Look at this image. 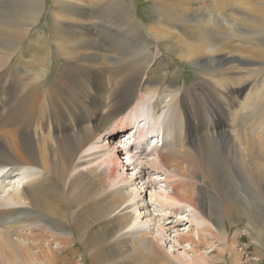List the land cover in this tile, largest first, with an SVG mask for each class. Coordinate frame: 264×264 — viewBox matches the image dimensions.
I'll list each match as a JSON object with an SVG mask.
<instances>
[{
  "label": "bare ground",
  "instance_id": "1",
  "mask_svg": "<svg viewBox=\"0 0 264 264\" xmlns=\"http://www.w3.org/2000/svg\"><path fill=\"white\" fill-rule=\"evenodd\" d=\"M52 1V10L56 12V17H52V22L47 24L51 30L52 38L49 39L52 41V46L49 45L48 39L39 35L41 54L69 58L72 62L70 72L74 83L60 81L59 75L51 84H48L51 79L41 83V77L37 76L32 83L22 84V82L21 87L10 85L0 87V129L3 128V121H11L9 124L13 128L10 127L12 129L10 133L0 131V180L3 183L19 174H25L23 183L10 191L7 196L2 195L3 187H0V264H65L72 259L67 254L68 251L74 254L79 253L81 249H87L85 262L89 264H176L175 260L182 263L179 255L174 261L169 259L160 242L149 236L151 228L149 230L148 228L140 230V228L131 232L126 230V227H130L136 220V216L125 208L122 209L125 210L124 212L117 210L126 204L129 196L122 188L123 184L118 188L107 190L109 182H112L111 186H113V182L119 177L120 181H125V176L119 171L121 169L119 165H122L118 162L120 156L114 154L110 156V164L107 167L109 170L105 168L101 171L97 168L81 170L82 162L76 160L77 155L88 143L98 138L111 123L122 120L120 116H124L127 110L131 112L128 117L134 115L133 103L147 86L144 78L149 72L150 63L157 62L155 58L159 55V51L164 56L176 48L180 49V46L171 40H161L162 42H156L158 44L156 53L155 50L148 48V43L137 35L139 28L135 23L139 20L134 18L135 0H95L92 3L96 8L94 15L97 18L104 15V19L100 22H104L107 34L103 35L101 40L86 37L87 32L68 29L74 26L66 27L70 23L65 22L63 17L75 13L79 8L78 5L73 4L74 0ZM172 4L174 6V3ZM195 5L202 6L201 3ZM161 6H164V9H161L163 18L160 21L171 22L174 25L168 24V26L175 30V26H179L187 30V33L195 35L194 42H186L187 53L184 52V55L194 58L192 62L195 61L196 66L199 65L202 77L207 78L208 73L213 72L215 67V73L220 72L222 80L225 76L224 81L228 80V84L240 87V95L248 89L250 83L254 82L258 86H250L251 94L255 97L250 101V97L244 99L243 119L239 120V124L234 123L233 129L231 128L234 133L226 129L227 115L222 114L223 120L218 128L220 130L217 129L222 131V136L219 135L221 139L216 144L217 140L213 144L212 141L204 140L193 147H185L188 140L194 137L189 134L181 135L179 121L174 116H169L162 133V147L157 148V144V158L156 162L152 163V167H161L173 173L169 178L167 177V183H170L174 194L170 198L172 203L174 201L187 203L190 208L203 215L212 211L211 196L203 187L197 189L193 185L196 182L191 179L200 177L203 183L208 181L215 183L216 176L219 177L218 171L226 173L230 168L234 169V176L236 173L243 176L248 170L246 173L251 180L259 185L257 193L260 203L256 209L260 216L258 221L260 230L256 232V243L259 253L264 257V94H261L262 89L255 94V90L264 80V61H259L260 49L264 48V41L260 36L264 32V5L259 1L247 0L245 4L241 3L240 7L232 4L228 14L231 18L224 19L227 23L221 26L225 27L224 32L227 33L224 40L244 41L243 55L246 56L237 59L243 64L237 69L228 64L233 63L231 58L226 59L229 68L220 69L215 65H205L210 58L208 54L215 50L224 52L225 44L222 45L224 41L215 44L218 42L209 35L214 31L212 28L202 30V22H198L202 19L190 21L193 20L190 15L198 13L201 7L195 8L190 5L186 11V8L183 9L185 11L183 14L184 11L180 8L184 5H179L178 8L164 4ZM48 8L47 0H0V76L12 67V58L19 56L20 52L25 50L31 32L41 25V17ZM177 10L181 12L180 16H175ZM222 10L225 11V8ZM15 15H22L27 19L24 22L14 21ZM115 16L118 19L113 18ZM160 23H162L161 27L165 25L163 22ZM208 23L210 24L209 21ZM221 27L217 30H221ZM149 33L155 37L151 31ZM170 42L174 44L173 48ZM105 50L120 64H118L119 71L117 70L115 75L117 77L112 81L113 87L111 83L102 82L99 78V75H102L100 73L103 69L102 64L94 65L95 61L101 59L98 53ZM138 50L143 55L141 60H136L140 54ZM211 56L214 58V55ZM162 80L163 78L151 89L153 95L156 94V108L162 103L170 105L180 91L178 83ZM214 117L219 121L218 114ZM39 119L45 122V125L52 127L53 131H58L59 135L55 137V141L49 130L43 133L49 134L50 138L49 135L45 138L37 133L39 129L35 124ZM137 120L125 125L116 123L117 126L113 125L111 134H117L120 127L127 129L130 126L133 130L136 128L128 139L140 138V144L136 148L141 150L137 152L144 153L149 137H141L144 127L140 126V121ZM16 122L19 125L16 126ZM259 122H263V125L257 126L256 123ZM37 125H40V122ZM255 125L257 133L251 137L247 130ZM150 128L152 131L156 130L155 125ZM204 137L205 135L200 136L199 139ZM206 138L211 139L212 136ZM156 143H159V140ZM223 150L227 151L225 155ZM220 162L229 168L225 170L219 167ZM72 173L73 175L70 176ZM152 183L156 184L155 181ZM173 209L178 213L177 211L184 208L175 206ZM219 210V217L223 220L226 215L224 216L222 207H219ZM222 220L219 219V234L213 233L211 227L205 224L197 231L198 238L193 236L190 229L178 234L179 243L189 242L191 247L194 245L193 249L196 251L206 242L209 234H214L216 238L224 241L225 245V240L230 238H227ZM53 244H57V247ZM229 247L224 246L222 251L218 250L216 259L223 255L225 250L232 251ZM197 260L188 263L204 264L201 262L206 261L208 263L205 257Z\"/></svg>",
  "mask_w": 264,
  "mask_h": 264
},
{
  "label": "rangeland",
  "instance_id": "2",
  "mask_svg": "<svg viewBox=\"0 0 264 264\" xmlns=\"http://www.w3.org/2000/svg\"><path fill=\"white\" fill-rule=\"evenodd\" d=\"M94 1L95 0H74L73 4L78 5L79 8L76 9L75 13L69 14L66 17L67 19L63 17V20L67 23H70L69 25H66V27L74 26L73 28H68L69 30H75L76 32L77 30H79L81 32L83 31L84 33L87 32L85 33L86 37H93V39L101 40L103 39L102 36L107 34L104 28V22H100L104 19V15L101 18H97L94 15V12L96 11L95 6H92V3ZM183 1L184 2H182L181 0H175V2L173 0H135V2H133L136 12L134 14V18L139 20L135 23L137 28H139V33L137 35H140L148 43V48L150 50H155L156 53V48H158V44H156V42L171 40L173 42H176L180 46V49L176 48V50H172L171 53L165 54L164 56L162 55V53H160L161 51L158 52L159 55L155 58L157 59V62H152L153 64L150 63L149 72L144 78V83H146L147 86L139 94L137 99H135V103H133V105L135 104V108H133L134 117H128L131 112L130 110H127V112L124 113V116H120L123 118L122 120L120 119L121 121L118 120L114 123H111L108 126L109 128L102 131L98 138H96L92 143H88L77 155L78 158L76 160H80L78 161L79 163L82 162L80 164L81 170L85 171L87 169L97 168L98 171H101L105 168L109 170V168L107 167H109L110 164V156H120V159L118 158V162H120V164L122 165H119V168H121L119 169V171H121V173H123V175L125 176V181H120L121 178L119 177L117 181L113 182V186H111L112 182H109L110 184L107 190L118 188L123 184L122 188H124V191H126L129 196L126 204L117 210V212H124L126 210L132 214H135L136 216V220H134V218L133 224L130 227H126V230L131 232L136 231L140 228V230H146L147 228L149 230V228H151L152 231L149 236H152L160 242L163 250H166V252L168 253L169 259H173L174 261L175 257L178 255L182 258L183 262L181 263L175 260L176 264H190L188 263V261L197 260L198 258L200 259L204 257L208 260V263L207 261H200L204 264H264V257L259 253L258 244L256 243V232L260 230V226L258 223V221L260 220V216L256 209L260 203V199L257 193V188L259 187V185L255 184L251 180V177L246 173L248 170L244 173L243 176L239 175L238 173H236L234 176V169H230L229 166L220 162L221 164L219 163V167L225 170L227 168L229 169H227L228 172L226 173L218 171L217 175L219 177L217 178L216 176L215 178L217 181L215 182L217 183L216 185L215 183H211L209 181L203 183L200 177H197L196 179L192 178L191 181L196 182L197 185L194 183L193 185L197 187V189L203 187L204 190L211 196L210 199L212 201H210L213 204L212 211L211 213L206 211L207 213L203 215L200 212L190 208L187 203L180 201H174L172 203L170 198L174 194L172 187L169 185L170 183H167V177L169 178V176L173 175V173L161 167H152V163L156 162L157 158V144V148L162 147L161 144L163 142V138L161 137V134L163 133L164 125L169 116H174L179 121V126H181V135L189 134L191 137L195 138L189 139L185 144V147H193L195 144H199L204 140L212 141V144L217 140L215 142L216 144L220 141V136H222V131H217L221 124V120H223L222 114L226 113L227 115L226 129H230L232 131L234 123L239 124V120L243 119V112L245 111L244 99L247 100V97H250V101L255 97L254 94H251L252 91L249 89L251 88L250 86H258L254 82V84L250 83L248 85V89H245L244 91L242 90L243 92L240 95V87L228 84V80L224 81L225 76L222 80L221 73H217L218 71L215 73V67L213 68V72H207V78L206 76L202 77L200 74V69L198 67L199 65L196 66L195 61L192 62L194 58L184 55V52L187 53V49L185 48L186 42H194L196 39L195 35L193 36L192 34L187 33V30H185L183 27L175 26V30V28H172L170 25L168 26V24L174 25L171 22L160 21L161 18H163V15H161V9H164V6H161V4L170 6L172 3H174V6L176 8L184 5V7L180 9L182 11L186 8V11L190 5L197 8L198 5H195V3H201L203 8L200 5L198 7H201L202 11L200 9V11L195 15H190V18L193 19L190 21H198L197 19H202L198 21L202 22V30L204 29L203 31H205L212 28L214 31H211L209 35L218 42L215 44H221L223 41L224 42L222 43V45L225 44V49L223 48L224 52L223 50L221 51L222 53L213 50V53L208 54L211 59L209 58L205 65H215L217 68L224 69L225 67L229 68L230 65L228 64H231L230 67H232L233 65V67L237 69L239 66L243 65L237 59L242 56H246L243 55L244 41L242 39H234L232 41L224 40L227 33L224 32L225 27L221 26L226 25L227 22L225 23V20L231 18L230 16H228L231 5L236 4V6L240 7L239 5L241 3L245 4L246 0ZM247 1H259L264 5V0ZM52 4V0H47V5L49 6V8L41 17V25H38L37 29H34L31 32L27 40L25 50L23 52H20L19 56H15L12 58V67H10L6 73L0 76V87L7 85H10L12 87H21V85L25 84V82H34L37 76L41 77V83H45L48 79H51L48 82V84H51L57 75L61 76L60 81L62 82L70 81L74 83L73 76L70 72L72 68V62L71 60H69V58H61L48 54H41V43L38 42L39 35H42L44 39H48V41H50L49 45L52 46V41L49 39L52 38L51 30L47 26L48 23L52 22V17H56V12L52 10ZM144 5H146V7ZM174 6L172 4V6L170 7L175 8ZM224 8L225 11L222 10ZM179 10H177V15L175 16H180L181 12ZM185 11L183 12V14L185 13ZM207 11L211 12L208 13ZM185 15L187 16L188 14ZM235 15L238 16V14ZM214 17L216 19H214ZM113 18L118 19L117 16ZM26 19L27 17L23 18L22 15H15L13 18L14 21L22 22L26 21ZM208 21L210 22V24L208 23ZM160 22H163L165 25L161 27L162 23ZM219 27H221V30H217ZM150 31L155 37H152L150 35ZM154 31L157 33H155ZM170 36L172 38H170ZM260 36L264 41V32ZM151 40L153 43H151ZM170 46L173 48L174 44L170 42ZM226 49H228V51ZM180 50L183 53L180 52ZM263 51L264 48L262 47L260 49L259 61H264ZM98 54L101 56V59L100 61H95L94 65L100 66L102 64V71L100 69V73L102 75H99V78L102 80V82L107 81L109 84L111 83L110 85L113 87L114 84H112V81L117 77L115 75L116 72L119 71L120 64L116 60H114L111 53L109 54L108 52H106V50ZM211 55H214V58ZM35 56L37 59L35 58ZM142 57L143 55L140 52L136 60H141ZM230 58L233 59V63L230 62L227 64L226 59ZM159 78H163L162 81L165 82L167 80H170L173 84H175L174 82L178 83L177 85H179L180 91L177 98L172 101L170 105H165L162 103L156 108V94L154 93V96L151 89L157 86L160 80ZM229 78H231V76H229ZM21 79H24V81H22ZM261 86L257 90H255V94L261 91V89V94H264V80ZM71 96L75 97L74 95ZM253 110L256 111V109ZM216 114L219 115V121H217V119H215L214 117V115ZM134 120L140 121V126L144 127V133L141 135V137H149V143H146L144 153L137 152L141 150L136 148L140 144V138L138 139L136 137H132L128 139L129 136H132V133L136 130V128H134L133 130L130 126L127 129H123L122 127H120L116 132L117 134H111L113 125L117 126L116 123L125 125L129 122L133 123ZM38 122H40V125H37ZM154 122L155 124H153ZM9 123L11 124V121H3V128L0 129V131H3L4 133H10L13 128ZM17 125L19 124L16 122V126ZM35 125L37 126V129H39L37 133H39L41 136L43 135V137L45 138H47V136L49 135L47 133V135H44L43 131L45 130L47 132L50 131V135L52 136L53 141H55V137L59 135L58 131H53L52 127H49L48 124L45 125V122H43L41 119L37 120V123ZM152 125L156 126L155 131H152V129L150 128V126ZM256 125L261 126L263 125V122L256 123ZM256 125L247 130L251 137L256 135L255 133H257ZM10 127L12 129H10ZM232 132L234 133V130ZM15 134L17 133L15 132ZM203 135H205V137L203 139H199V137ZM206 136L209 138H211L212 136V140L206 138ZM157 140H159V143H156ZM226 153L227 151L223 150V155H225ZM72 175L73 173L70 174V176ZM24 178L25 174L23 173L21 175L19 174L18 176H15L12 179L5 180L3 183L0 180V187H3L2 195L7 196L10 191L19 186V184L23 183V180H25ZM152 181H155L156 184L152 183ZM163 203L164 205H162ZM175 206L183 207L184 209H182L181 211H177L178 213H176V211L173 209ZM219 207H222L224 216L226 215L225 217H223V220L221 217H219ZM124 208L125 210H122ZM164 214L167 215L163 216ZM219 219L222 220L223 228L226 231L227 238H230L229 240H225V245L223 244L224 241L216 238L214 234H209L206 242L201 244L196 251L193 249L194 245H192L191 247L189 242L179 243L178 236L180 235V233H185V231L190 229L193 236L198 238L197 231L201 227H204L205 224H208L211 227L213 233L219 234ZM56 245L57 244H53L54 247H57ZM224 246L225 248L230 246L229 249H232V251L229 252V250H225L224 253H222L223 255H219L220 257L216 259L218 250L222 251ZM86 252L87 249H81L79 250V253H71V255L70 251H68L67 254H69V257H71L72 259H70V261L65 264H89L85 262V256L87 254ZM211 261L215 262L213 263Z\"/></svg>",
  "mask_w": 264,
  "mask_h": 264
}]
</instances>
